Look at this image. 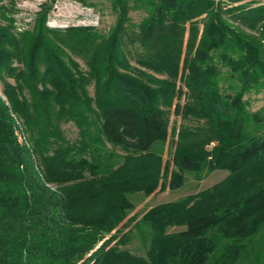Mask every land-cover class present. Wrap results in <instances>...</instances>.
<instances>
[{
  "label": "trees",
  "instance_id": "1",
  "mask_svg": "<svg viewBox=\"0 0 264 264\" xmlns=\"http://www.w3.org/2000/svg\"><path fill=\"white\" fill-rule=\"evenodd\" d=\"M111 2L108 33L52 29L47 4L22 31L0 12V264H264V108L246 99L264 90V4ZM217 170L131 216L132 195ZM134 231L145 256L125 248Z\"/></svg>",
  "mask_w": 264,
  "mask_h": 264
},
{
  "label": "rangeland",
  "instance_id": "2",
  "mask_svg": "<svg viewBox=\"0 0 264 264\" xmlns=\"http://www.w3.org/2000/svg\"><path fill=\"white\" fill-rule=\"evenodd\" d=\"M43 4L50 6L47 26L52 29L66 30L70 27L91 26L101 32L108 33L117 19V14L113 11L111 0H0V12L7 13L15 21L14 25L18 31H22L32 29L35 26L37 14L41 12ZM143 16L144 13L140 11L130 12V17L137 24ZM1 23L7 24L8 22L1 20ZM125 46L127 53H129L127 50H131L135 54V49L131 44H125ZM74 59L84 71H87L88 68L81 58L74 56ZM133 64L135 65V63ZM6 81L14 83L10 78H6ZM2 91L3 83L0 82V92ZM89 93L93 95V87L91 86L89 87ZM246 99L249 101L252 111L264 108V90L258 94L252 93ZM170 119L171 132L173 128H179L181 120L174 113L171 114ZM61 127L69 139L74 140L79 138V129L73 122L68 124L62 123ZM169 137V142L164 146L165 160L170 157L168 152L172 149L171 135ZM108 147L111 151L115 150L117 153H122L119 149H114L110 145ZM227 176L228 172L225 170L214 171L202 181L195 179L193 175H188L186 185L180 190L166 191L154 198L153 196L146 198L143 194L132 195L131 200L136 205V208L131 213V216L135 215L140 220L149 208L165 202L182 200L189 195L211 188L223 181ZM148 245V241L144 242L138 236V232L134 231L131 241L125 248L133 254L145 256ZM259 245L258 251L263 252L262 246L264 245V240H259Z\"/></svg>",
  "mask_w": 264,
  "mask_h": 264
},
{
  "label": "crops",
  "instance_id": "3",
  "mask_svg": "<svg viewBox=\"0 0 264 264\" xmlns=\"http://www.w3.org/2000/svg\"><path fill=\"white\" fill-rule=\"evenodd\" d=\"M240 2H254L256 4H264V0H239Z\"/></svg>",
  "mask_w": 264,
  "mask_h": 264
},
{
  "label": "built area",
  "instance_id": "4",
  "mask_svg": "<svg viewBox=\"0 0 264 264\" xmlns=\"http://www.w3.org/2000/svg\"><path fill=\"white\" fill-rule=\"evenodd\" d=\"M23 140V138H21Z\"/></svg>",
  "mask_w": 264,
  "mask_h": 264
}]
</instances>
